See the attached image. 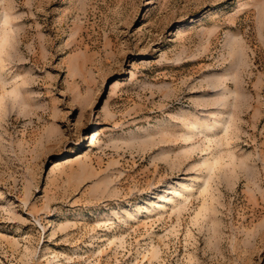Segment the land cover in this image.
<instances>
[{
  "label": "rangeland",
  "instance_id": "1",
  "mask_svg": "<svg viewBox=\"0 0 264 264\" xmlns=\"http://www.w3.org/2000/svg\"><path fill=\"white\" fill-rule=\"evenodd\" d=\"M0 43V264H264V0H0Z\"/></svg>",
  "mask_w": 264,
  "mask_h": 264
},
{
  "label": "bare ground",
  "instance_id": "2",
  "mask_svg": "<svg viewBox=\"0 0 264 264\" xmlns=\"http://www.w3.org/2000/svg\"><path fill=\"white\" fill-rule=\"evenodd\" d=\"M6 15V14H5ZM5 17H7V16H5ZM6 32V31H5ZM3 37V36H2ZM4 39H5V37H4ZM2 42V41H1ZM3 43V42H2ZM0 45H1V43H0ZM197 123V122H196ZM196 126L195 127H197V124H195ZM199 125V124H198ZM215 126H217V125H215V124H211V125H203V128H205V129H208V130H211V129H213ZM222 127H224L225 128V126L223 125ZM93 137V139H95L96 138V136H97V133H96V131H93V135H92ZM204 164L208 167V168H211L212 167V164L207 160V159H204ZM59 165V161H55L54 162V164H53V166L50 168V170L51 169H54V168H56L57 166ZM207 181V180H206ZM191 187V186H190ZM190 187H184L183 188V192H185V191H190L191 190V188ZM206 188V187H205ZM168 191V190H167ZM175 191V190H174ZM173 191V192H174ZM174 194V193H173ZM182 194V190H177V191H175V196H179V195H181ZM182 197V196H181ZM170 199V197H168L167 195H163V196H161L160 197V199L159 200H161V201H168ZM161 206H164L161 202H157V204H156V207H161ZM129 217H133V215L131 214V215H129Z\"/></svg>",
  "mask_w": 264,
  "mask_h": 264
}]
</instances>
